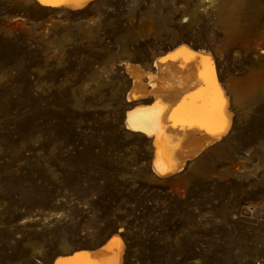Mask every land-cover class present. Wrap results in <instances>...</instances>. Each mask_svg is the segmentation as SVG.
Returning a JSON list of instances; mask_svg holds the SVG:
<instances>
[{"label":"rangeland","instance_id":"1","mask_svg":"<svg viewBox=\"0 0 264 264\" xmlns=\"http://www.w3.org/2000/svg\"><path fill=\"white\" fill-rule=\"evenodd\" d=\"M218 2L0 0V264L114 236L121 264H264V0ZM182 44L247 96L219 141L162 176L127 122L142 101L125 64L154 72Z\"/></svg>","mask_w":264,"mask_h":264},{"label":"bare ground","instance_id":"2","mask_svg":"<svg viewBox=\"0 0 264 264\" xmlns=\"http://www.w3.org/2000/svg\"><path fill=\"white\" fill-rule=\"evenodd\" d=\"M37 1L45 6L76 9L90 0ZM218 3L222 6L220 0ZM154 62V72L125 64L132 79L128 98L142 101L127 113V122L151 139L153 168L165 176L181 171L188 160L228 132L230 101L241 106L247 93L236 84L220 85L206 51H193L182 44ZM148 99L151 101L146 104ZM121 252L122 245L114 236L93 250L60 257L56 264H121Z\"/></svg>","mask_w":264,"mask_h":264}]
</instances>
